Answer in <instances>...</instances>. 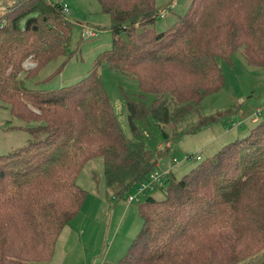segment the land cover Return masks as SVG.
<instances>
[{"label":"trees","instance_id":"trees-1","mask_svg":"<svg viewBox=\"0 0 264 264\" xmlns=\"http://www.w3.org/2000/svg\"><path fill=\"white\" fill-rule=\"evenodd\" d=\"M175 1L99 0L100 13L111 21L103 28L116 44L87 78L58 90L40 85L80 51V41L71 51L77 24L69 6L61 0L6 2L0 18L2 132L25 139L0 154V264L54 262L86 202L78 179L91 161L103 160L105 184L117 200L157 170L162 155L124 136L101 69L134 77L154 96L142 115L143 101L129 104L136 133L138 118L176 124L200 113L207 95L225 86L219 60L239 51L251 66L264 68V0H191L183 15L160 29ZM81 29L83 41L90 29L99 33L90 25ZM29 61L37 66L31 72L24 67ZM52 63L58 65L53 74H45ZM254 124L248 137L201 158L178 182L162 174L135 200L143 228L120 264H264V118ZM156 192L164 200L153 198Z\"/></svg>","mask_w":264,"mask_h":264},{"label":"rangeland","instance_id":"rangeland-1","mask_svg":"<svg viewBox=\"0 0 264 264\" xmlns=\"http://www.w3.org/2000/svg\"><path fill=\"white\" fill-rule=\"evenodd\" d=\"M16 1L0 0V18L8 7L5 3L11 2L13 6ZM61 1L69 6L71 18L77 24L71 51L78 41L81 45L80 51L59 75L40 85L51 90L72 86L87 78L102 55L116 44L112 31L103 28L109 27L111 21L108 15L100 13L99 0ZM190 1H175L172 5L174 14L159 21L156 26L164 29L173 24L184 14ZM82 25L99 28L97 37L81 40V34L85 32L81 29ZM121 38L127 41L125 36ZM130 42L135 45L138 43V46L143 43L134 40ZM26 64L24 67L29 72L37 67L28 69ZM219 64L224 70L225 86L218 93L207 95L200 113H193L176 124L158 123L151 116L138 118L134 122L136 133L130 125L129 104L143 101L140 113L141 110L146 113L147 108L154 104V96L145 92L134 77L122 71L108 67L100 70L102 85L124 136L132 142L140 139L155 155H162L157 170L177 182L201 165L202 161L192 158L188 160V157H200L206 161L218 154L226 138L232 136V140H241L248 137L257 125L253 120L257 108H264V68L251 66L239 51L229 61L219 60ZM56 66V63H52L45 74H53ZM2 120L0 117V154H5L11 147L22 144L25 134L14 132L5 137V132H2L5 122ZM78 185L87 191L86 202L71 223L70 234L59 243L52 264H120L132 241L143 228L139 203L128 205L127 202L130 196L139 195L138 190L135 188L117 200L105 184L104 163L101 159L91 161L84 168ZM164 196L162 192H156L152 197L162 201Z\"/></svg>","mask_w":264,"mask_h":264},{"label":"built area","instance_id":"built-area-1","mask_svg":"<svg viewBox=\"0 0 264 264\" xmlns=\"http://www.w3.org/2000/svg\"><path fill=\"white\" fill-rule=\"evenodd\" d=\"M87 35L90 38H95V37H97V32L95 30H93V29H90L88 31V34ZM26 65H27V68L28 69H31V67H33V66H36L32 61L31 62L30 61L27 62ZM257 109L258 110H257V112L255 114V118L253 119V120H255L254 123H258L259 122L258 120L264 118V108H257ZM191 158L194 159V160H196V161H200L201 160L200 157H191ZM190 159L188 158V160H190ZM162 176L163 175L160 173L159 170H156L152 174H150L149 181L147 183L142 182V183L139 184V186L137 188V190L139 192V195L137 197L136 196L135 197L130 196L128 198V201H127L128 204L129 205L132 204L137 199L140 200V197H144L146 195V192L147 191L153 190L154 189V183L157 182V181H159L162 178Z\"/></svg>","mask_w":264,"mask_h":264},{"label":"crops","instance_id":"crops-1","mask_svg":"<svg viewBox=\"0 0 264 264\" xmlns=\"http://www.w3.org/2000/svg\"><path fill=\"white\" fill-rule=\"evenodd\" d=\"M5 4H6V3H5ZM231 138H232V136L226 138L225 142H222V146L225 145V144H227V143H229V142L234 141V140H232ZM128 205H129V204H128ZM130 205H131V204H130Z\"/></svg>","mask_w":264,"mask_h":264}]
</instances>
